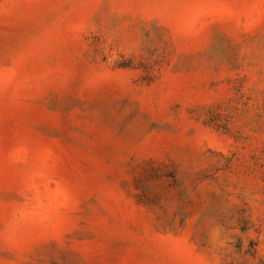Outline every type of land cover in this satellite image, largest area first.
Returning <instances> with one entry per match:
<instances>
[{"label": "rangeland", "instance_id": "1", "mask_svg": "<svg viewBox=\"0 0 264 264\" xmlns=\"http://www.w3.org/2000/svg\"><path fill=\"white\" fill-rule=\"evenodd\" d=\"M0 264H264V0H0Z\"/></svg>", "mask_w": 264, "mask_h": 264}]
</instances>
